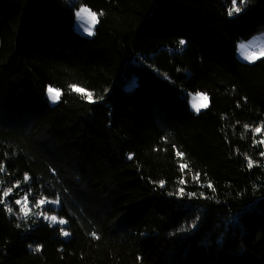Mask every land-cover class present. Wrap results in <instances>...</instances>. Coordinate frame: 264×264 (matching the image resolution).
Listing matches in <instances>:
<instances>
[{
    "label": "trees",
    "instance_id": "16d2710c",
    "mask_svg": "<svg viewBox=\"0 0 264 264\" xmlns=\"http://www.w3.org/2000/svg\"><path fill=\"white\" fill-rule=\"evenodd\" d=\"M232 4L0 0V264H264V0Z\"/></svg>",
    "mask_w": 264,
    "mask_h": 264
},
{
    "label": "rangeland",
    "instance_id": "374dc122",
    "mask_svg": "<svg viewBox=\"0 0 264 264\" xmlns=\"http://www.w3.org/2000/svg\"><path fill=\"white\" fill-rule=\"evenodd\" d=\"M69 1L72 2L74 0H69ZM238 1L239 0H233L234 5L233 4L230 5V13L232 15L237 13V12H235V8L238 7V6H236ZM92 14H94L96 17L95 21L92 18ZM98 22H99L98 15L88 6L81 5L78 9H76V11H75V29L79 33L86 35V36H93L95 34V30H96V27L98 25ZM86 29L90 30L92 32V34L89 35V32L86 31ZM236 53H237V57L241 61L248 62V63H252V62L257 61L260 58H263L264 57V31L257 33L256 35H254L253 37H251L248 40L240 41L238 43ZM132 82H135L134 78L130 79L127 83L131 84ZM49 87H51L55 90H58L60 92V90L57 89L56 87H53V86H49ZM47 94L49 96V100H50L51 104H56L59 101V100L58 101L51 100L50 94L49 93H47ZM188 99H189L191 110L196 112V113H199L202 110H205L206 108H208L210 106V96L207 93L202 92V91L189 93ZM37 206L38 205L35 204V206L32 207L33 212H35ZM27 207L29 210L30 207H29L28 203H27ZM40 215L43 218H45V220H49V221H50L51 216H56V215L47 214V213H43V212L40 213ZM46 218H49V219H46ZM60 220H61L60 224H66V221L64 219L57 217V223ZM63 221H65V223H63Z\"/></svg>",
    "mask_w": 264,
    "mask_h": 264
},
{
    "label": "snow or ice",
    "instance_id": "6c2138e0",
    "mask_svg": "<svg viewBox=\"0 0 264 264\" xmlns=\"http://www.w3.org/2000/svg\"><path fill=\"white\" fill-rule=\"evenodd\" d=\"M240 11H241V8H239V7L235 8V12L239 13ZM230 15H231V13H230ZM92 18H93V20L95 21L96 17H95L94 14H92ZM86 31L89 32V35L92 34V32H91L90 30H87V29H86ZM180 43L183 44L184 41L181 40ZM75 90H76L77 92H83V91H84V89H81V88H76ZM47 91H48V93L50 94V98H51V100H53V101H58V100L60 99L61 93H60L58 90H55V89L49 87V88L47 89ZM87 99H88L89 101L92 100V95H91L90 93L87 94ZM259 131H260V129L258 128V129H257V132H259ZM249 166L251 167V164H250ZM161 184H163V181H161ZM10 192H11V189H10L7 193H4V196L7 197V196L9 195ZM15 203H16L17 205H20V204H21V201H20V200H16ZM43 204H45V203H44V200H40V201L38 202L37 205L39 206V205H43ZM50 205L53 206V207H52V210L55 211V207H54L55 204H50ZM8 211L11 212V208H9ZM20 211L23 212V213L25 214V216H27V214H28L27 199H25V201H24V206L21 208ZM46 219H49V218H46ZM50 221H51L53 224L57 223V217H56V216H51V217H50ZM58 223L60 224V223H61V220H60ZM63 223H65V221H63ZM30 247H31V246H30Z\"/></svg>",
    "mask_w": 264,
    "mask_h": 264
}]
</instances>
